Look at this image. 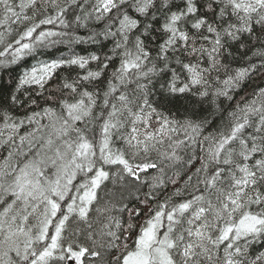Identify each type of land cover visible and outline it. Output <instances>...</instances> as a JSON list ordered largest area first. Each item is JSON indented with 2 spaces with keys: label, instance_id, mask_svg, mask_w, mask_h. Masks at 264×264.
<instances>
[{
  "label": "snow or ice",
  "instance_id": "6c2138e0",
  "mask_svg": "<svg viewBox=\"0 0 264 264\" xmlns=\"http://www.w3.org/2000/svg\"><path fill=\"white\" fill-rule=\"evenodd\" d=\"M0 264H264V0H0Z\"/></svg>",
  "mask_w": 264,
  "mask_h": 264
},
{
  "label": "trees",
  "instance_id": "16d2710c",
  "mask_svg": "<svg viewBox=\"0 0 264 264\" xmlns=\"http://www.w3.org/2000/svg\"><path fill=\"white\" fill-rule=\"evenodd\" d=\"M82 49H87L88 51H92V50H93V49H92L90 46H88V45H84V46H82ZM61 51H64V49H61ZM81 51H82V50H81ZM54 54H58V53H55V52H54ZM82 54H86V53L82 51ZM31 63H32L31 60L27 61V64H28V65H30ZM247 90L250 91V89H247ZM241 95H243V93H241Z\"/></svg>",
  "mask_w": 264,
  "mask_h": 264
}]
</instances>
